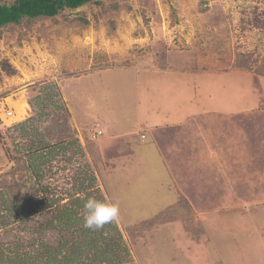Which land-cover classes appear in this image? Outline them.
<instances>
[{"label": "rangeland", "instance_id": "obj_1", "mask_svg": "<svg viewBox=\"0 0 264 264\" xmlns=\"http://www.w3.org/2000/svg\"><path fill=\"white\" fill-rule=\"evenodd\" d=\"M209 62L253 77L219 82L223 93L213 97L206 87L202 102L190 77H183L190 85L174 75L149 77L150 89L140 77L184 64L196 78ZM0 108L14 112L0 118V195L14 184L21 157L25 190L39 191L40 206L71 204L90 182L119 203L128 252L121 264H264V0H101L0 29ZM201 108L203 130L192 124L188 138L176 131L179 119ZM99 125L120 135L110 142ZM169 126L173 137L162 151L141 140V130L156 138ZM9 193L25 201L18 187ZM180 202L171 221L142 229ZM55 207L9 219L0 200V244L34 252L40 240H71L41 229Z\"/></svg>", "mask_w": 264, "mask_h": 264}, {"label": "trees", "instance_id": "obj_2", "mask_svg": "<svg viewBox=\"0 0 264 264\" xmlns=\"http://www.w3.org/2000/svg\"><path fill=\"white\" fill-rule=\"evenodd\" d=\"M88 4H101V0H14L11 4L2 3L0 0V29L11 26H20L25 21H35L45 18L54 19L67 10H78ZM48 147L42 148L40 151L44 152ZM40 153V152H37ZM44 155V154H43ZM40 156L44 158V156ZM16 164L12 168V176L14 177V184L1 193L0 200L3 206L7 207V218L12 219L16 216L20 220L33 219L35 216L42 214L44 211L53 209L55 207L54 201L47 202L45 205L37 203L39 200V191H26L29 182H26L27 172L26 165L21 157L16 160ZM37 161V158H35ZM31 165V164H30ZM33 165V164H32ZM33 173L36 166H32ZM40 182V179H39ZM18 187L22 192V202L19 199H14L9 190ZM93 183L90 182L87 188L79 190L83 196L73 197L74 201L71 204H65L59 208L55 207L53 210V218L43 224L41 229L56 230L60 234H69L72 239L64 237L58 245H51L44 240L38 241L40 246L37 249L29 248L28 251H23L21 247H15L13 251L10 248H5L0 244V264H121L126 262L123 254H128L127 248L123 243V236L118 228L117 221L106 224L103 229L94 231L83 226V211L84 203L89 197H95L97 200L105 201L99 195V190L92 188ZM24 189V192L22 191ZM94 189V191H93ZM38 199V200H37ZM185 203H175L169 208V213H165L163 218L150 220L142 224V229H149L160 222H167L172 220V214L178 213L180 208ZM0 210V218L4 219ZM127 230H133L127 227ZM35 245L32 244V248ZM24 248V247H23ZM25 249V248H24ZM33 253V254H31Z\"/></svg>", "mask_w": 264, "mask_h": 264}, {"label": "crops", "instance_id": "obj_3", "mask_svg": "<svg viewBox=\"0 0 264 264\" xmlns=\"http://www.w3.org/2000/svg\"><path fill=\"white\" fill-rule=\"evenodd\" d=\"M161 63V62H160ZM160 65V64H159ZM173 66L175 67V68H173ZM178 66V67H177ZM172 67V69H162V68H160V67H157V66H155L154 68H152V69H147L146 71H143V72H140V73H144V74H140V77H141V81H142V83H144V84H146L147 83V86L146 87H148L147 89H150L149 87H151L150 86V84L148 83V78L149 77H155L156 79H159L160 77L161 78H163V79H165L166 81L167 80H169V79H167V78H165L164 76H167V77H169L170 75H171V77L174 75V77H177L178 78V80L181 82H185V83H189V81H192L194 84H196V86H197V91L198 92H200L199 94H197V96L196 95H194V98H195V100H196V98H198V101L197 102H202V98L204 97V98H209V89H207L206 87H208V88H210L211 89V97H213L216 93H218L219 95L221 94V93H223V88H221L220 86L219 87H217V84L220 82L221 84H223V81H227V82H235L236 83V81H238V79H239V77H242V78H244V79H248V78H250L251 79V77H253L252 75H250L249 73H246V74H244V73H240L239 75H235L233 72H223V63L222 62H209V64H208V70L207 71H205V72H203L202 74H197L196 76V78H195V76L192 74V72H189V71H186V69L185 68H187L188 66H185L184 64H183V66H179V65H177V64H174V65H172L171 66ZM95 69V71L96 70H98V69H96V68H94ZM93 69V70H94ZM108 70H111V69H108ZM113 70H115V69H113ZM117 71H119V69L117 70ZM123 71V70H122ZM135 71H137V70H135ZM98 72V71H97ZM124 72H127V71H124ZM149 75V76H148ZM190 77V80L189 81H185L184 79H183V77ZM171 77H169V78H171ZM180 78V79H179ZM192 78V79H191ZM253 79V78H252ZM248 81V80H247ZM188 85H190V83L188 84ZM223 95V94H222ZM183 105V104H182ZM203 106V105H202ZM255 106V105H254ZM253 106V109L252 110H250V111H254V110H256L255 109V107ZM258 106V105H257ZM244 111V112H243ZM73 112V111H72ZM175 113H179V111H174ZM241 113L243 112V113H247V114H253L254 112H249L248 110H244V109H241V111H240ZM256 112V111H255ZM232 114V113H231ZM235 114V113H234ZM112 115H113V113H110V112H108V114L106 115L107 117H106V120L107 119H110V117H112ZM205 115H208L207 114V112H205V110L204 109H200L199 111H197L194 115H192V116H190V117H185V119L186 120H183V118L182 119H179V123H177V124H175V127L177 126L178 127V130H176V131H178L179 133H181L183 136L185 135V131H186V138H188V136H189V130L191 129V126H192V124L193 125H195L196 126V128L198 129V128H200L201 127V123H203L202 121H200L199 122V119H202V117H204V119H206L205 118ZM236 115H238V113H236ZM72 116L74 117V114H72ZM173 116H175V114L173 113ZM173 116L172 115H167V118H165V121H167V120H177V119H174L173 118ZM159 117V116H158ZM201 117V118H200ZM199 118V119H198ZM160 120V119H159ZM160 121H162L163 122V120L161 119ZM73 122H74V125H75V127H77L78 129L80 128V126H82V125H79V123L76 121V119H75V117L73 118ZM111 122V121H110ZM199 122V127L197 126L198 123ZM179 125V126H178ZM100 126V125H99ZM175 127H167V128H160L159 129V135L160 136H157L156 138H155V136L153 137L152 135H151V133H149L148 132V134H147V131L145 132V131H143V130H141V140L142 141H149V144H150V146H155L156 147V150H158L159 152L160 151H162L161 150V147L164 145L163 144V141L165 140V142L167 143L168 142V140H169V137L171 136V138L173 137V131H172V128L174 129ZM96 128H99L98 130L101 132H103L104 134H103V137L104 136H106V137H108V141H110V142H112L114 139H117V137L116 136H114V135H120V134H116V130L113 132L114 134H112L111 132H110V130H109V128L107 129L106 127H104V126H100V127H96ZM203 127H201V130H203L202 129ZM97 130V131H98ZM135 131H136V128H133L132 129V131L130 132V133H126V136H133L132 135V133H135ZM172 133V134H171ZM168 134H171V135H168ZM118 138H121V136H119ZM221 138H222V136H221ZM104 139V138H103ZM157 139H160V141H157ZM223 139V138H222ZM222 139H221V141H222ZM105 140V139H104ZM188 140V139H187ZM221 141L219 142V148H222V146H223V142H222V144H221ZM156 142H157V146H156ZM188 142H190L189 140L188 141H186V143H188ZM191 143V142H190ZM169 145V144H168ZM159 147V148H158ZM174 151V150H173ZM177 150H175L174 152H176ZM220 152H221V149H220V151L218 150V152H217V154H216V157H217V155H218V157L220 156ZM160 154V153H159ZM157 157V156H156ZM159 157V156H158ZM157 157V158H158ZM150 158L151 159H153L154 158V156H150ZM149 159V158H148ZM169 164H170V167H169V169H171V170H173L174 168H176L175 166L176 165H173L172 164V162H171V160L169 159ZM165 166H166V163L164 164ZM178 166H179V164H178ZM177 166V167H178ZM170 170V172H172ZM180 190H178V192H179ZM178 194V193H177ZM180 194H181V192H180ZM179 194V195H180Z\"/></svg>", "mask_w": 264, "mask_h": 264}, {"label": "clouds", "instance_id": "obj_4", "mask_svg": "<svg viewBox=\"0 0 264 264\" xmlns=\"http://www.w3.org/2000/svg\"><path fill=\"white\" fill-rule=\"evenodd\" d=\"M101 133V132H100ZM119 203L100 201L89 197L84 203L83 226L98 231L119 218Z\"/></svg>", "mask_w": 264, "mask_h": 264}, {"label": "built area", "instance_id": "obj_5", "mask_svg": "<svg viewBox=\"0 0 264 264\" xmlns=\"http://www.w3.org/2000/svg\"><path fill=\"white\" fill-rule=\"evenodd\" d=\"M14 112L13 110L10 109V111L4 109V108H0V118L5 121V120H9L12 118Z\"/></svg>", "mask_w": 264, "mask_h": 264}, {"label": "bare ground", "instance_id": "obj_6", "mask_svg": "<svg viewBox=\"0 0 264 264\" xmlns=\"http://www.w3.org/2000/svg\"><path fill=\"white\" fill-rule=\"evenodd\" d=\"M22 111H24V110H22ZM20 113V112H19Z\"/></svg>", "mask_w": 264, "mask_h": 264}]
</instances>
